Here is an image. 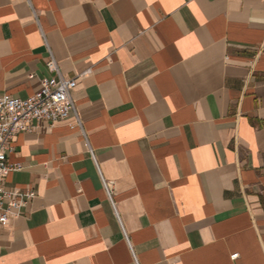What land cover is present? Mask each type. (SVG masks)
I'll list each match as a JSON object with an SVG mask.
<instances>
[{"label": "crops", "instance_id": "obj_1", "mask_svg": "<svg viewBox=\"0 0 264 264\" xmlns=\"http://www.w3.org/2000/svg\"><path fill=\"white\" fill-rule=\"evenodd\" d=\"M49 53L83 132L13 137L0 264H264V0H0V96Z\"/></svg>", "mask_w": 264, "mask_h": 264}, {"label": "built area", "instance_id": "obj_2", "mask_svg": "<svg viewBox=\"0 0 264 264\" xmlns=\"http://www.w3.org/2000/svg\"><path fill=\"white\" fill-rule=\"evenodd\" d=\"M46 66L53 75L43 79L40 89L31 96L27 98H16L8 94L0 96V224L8 220L13 209H18L25 203L22 199L25 195L22 192L6 190L3 185L6 175L19 168L18 164L10 163L7 158V154L12 151V139L15 134L32 130L39 122L54 124L66 120L71 115L75 119V124L82 130L78 111L71 96L77 85L76 77H64L51 53H49ZM90 154L98 170L102 188L116 213L112 199L113 182L104 179L92 150ZM31 195L28 193L26 196ZM121 228L134 257L127 235L122 226ZM231 257H236V254Z\"/></svg>", "mask_w": 264, "mask_h": 264}]
</instances>
